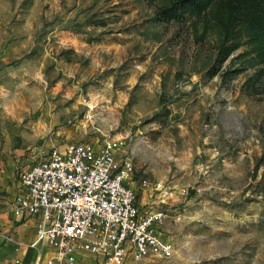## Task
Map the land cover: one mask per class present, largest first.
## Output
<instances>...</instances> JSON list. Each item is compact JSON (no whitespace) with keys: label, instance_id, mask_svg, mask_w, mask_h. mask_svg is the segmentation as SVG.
<instances>
[{"label":"rangeland","instance_id":"1","mask_svg":"<svg viewBox=\"0 0 264 264\" xmlns=\"http://www.w3.org/2000/svg\"><path fill=\"white\" fill-rule=\"evenodd\" d=\"M121 138L151 264H264V0H0V220L52 149Z\"/></svg>","mask_w":264,"mask_h":264},{"label":"built area","instance_id":"2","mask_svg":"<svg viewBox=\"0 0 264 264\" xmlns=\"http://www.w3.org/2000/svg\"><path fill=\"white\" fill-rule=\"evenodd\" d=\"M128 147L122 138L66 145L21 174L11 212L17 222L36 223L32 264H79L87 254L99 264L173 256L163 214L140 205Z\"/></svg>","mask_w":264,"mask_h":264},{"label":"crops","instance_id":"3","mask_svg":"<svg viewBox=\"0 0 264 264\" xmlns=\"http://www.w3.org/2000/svg\"><path fill=\"white\" fill-rule=\"evenodd\" d=\"M35 224L33 219L15 221L10 208L9 213L0 220V264L33 263L32 246L38 244Z\"/></svg>","mask_w":264,"mask_h":264},{"label":"trees","instance_id":"4","mask_svg":"<svg viewBox=\"0 0 264 264\" xmlns=\"http://www.w3.org/2000/svg\"><path fill=\"white\" fill-rule=\"evenodd\" d=\"M31 254V253H30Z\"/></svg>","mask_w":264,"mask_h":264}]
</instances>
